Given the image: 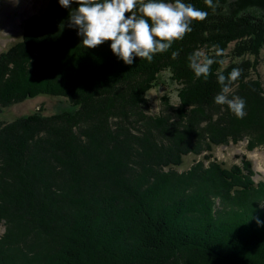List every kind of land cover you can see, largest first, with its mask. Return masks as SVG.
Masks as SVG:
<instances>
[{
	"label": "trees",
	"instance_id": "trees-1",
	"mask_svg": "<svg viewBox=\"0 0 264 264\" xmlns=\"http://www.w3.org/2000/svg\"><path fill=\"white\" fill-rule=\"evenodd\" d=\"M184 2L207 18L193 21V31L152 62L136 57L125 64L110 41L85 48L78 30L68 27L70 9L58 0H49L43 14L27 21L22 40L2 52V107L41 94L74 107L0 120V225L6 228L0 264H264V178L257 181L251 159L226 165L214 152L242 135L249 149L264 144L256 72L264 0H213L215 12L205 0ZM46 26L71 30L74 46L63 51L38 42ZM30 28L37 33L31 38ZM214 44L224 50L221 57ZM196 50L223 60L211 66L207 80L188 67L187 56ZM173 51L180 52L176 59ZM35 61L53 72L31 71ZM236 67L243 72L229 97L246 100L243 119L227 105L214 108L221 91L217 72ZM166 72L179 103L165 94L154 114L145 97L166 82ZM191 153L203 155L181 169ZM131 215L132 225L125 219Z\"/></svg>",
	"mask_w": 264,
	"mask_h": 264
},
{
	"label": "clouds",
	"instance_id": "clouds-1",
	"mask_svg": "<svg viewBox=\"0 0 264 264\" xmlns=\"http://www.w3.org/2000/svg\"><path fill=\"white\" fill-rule=\"evenodd\" d=\"M18 2V0H17ZM60 6L70 9L68 27L77 29L85 48L94 49L110 41L112 52L125 64L131 65L136 57L152 62L154 55L167 52L175 41H180L193 31V21H203L208 12L184 0H58ZM78 5L72 7L73 4ZM216 11L218 4L205 0ZM215 57L224 50L212 45ZM179 51L171 53L172 59ZM188 67L197 79L207 80L214 63H223L196 50L187 56ZM241 68H232L225 75L217 72L221 91L214 97L218 105H227L238 119L246 115V100L239 96L229 97L231 85L242 75ZM146 99L148 96L146 95ZM257 223L261 221L257 218Z\"/></svg>",
	"mask_w": 264,
	"mask_h": 264
},
{
	"label": "rangeland",
	"instance_id": "rangeland-1",
	"mask_svg": "<svg viewBox=\"0 0 264 264\" xmlns=\"http://www.w3.org/2000/svg\"><path fill=\"white\" fill-rule=\"evenodd\" d=\"M28 3L30 4L33 3V9L28 11L27 14L23 15V11L26 9V5ZM48 3H49V0H18V2L17 0H0V55L2 54L3 51L8 50L14 44L22 40L23 33L25 30V25L27 21L29 19H32L34 15L43 14L44 10L47 9L46 7ZM74 6L76 5H73V7ZM47 26L40 29V37H39V34L37 36L38 42L40 41L41 38L43 42L47 41L48 44L49 42H51L50 40H52V43H50V46L52 47V49L60 48V50L61 49L63 50V48L65 47L72 48L71 46L72 45L74 46V43H72L71 41V39H74V36H73L74 34L71 30H68L67 33H63L60 30H57V32H52L50 31V27L47 28ZM48 30L49 32H47ZM28 33H29V37L31 38L33 35H35L36 32L34 33V31H32V29L30 28ZM75 46H78V45H75ZM45 49L46 48H43V50ZM45 54H46L45 51H43V53H41L39 57ZM228 61H230V58L227 59V62ZM38 63L39 61H37L36 64L31 65V71L37 68L38 73L42 71L44 72V70H45L44 73L53 72L50 68L49 70L45 68V66H42L44 69L42 70L39 69L40 67H38ZM256 72H259L258 74L261 78L262 87L259 92V97H260L261 95H264L263 94L264 93V47L260 53V64ZM251 73H254V70H252ZM0 80L3 81L2 77L0 78ZM163 80H165L166 82L165 83L162 82L158 84L157 86L153 87L148 92V98L151 104V112L154 114L160 112L161 107H162V102H163L161 98L165 94L170 95L173 103H176V104L179 103L177 84L174 83L170 79L168 72L164 74ZM255 97H258V94H255ZM62 100L63 99L59 98L58 96L41 94L35 97H29L26 99L23 98L20 102L13 103L6 107H2L0 105V120L5 121V122H14L15 120L19 118L24 119V116H29V114L33 115L36 111H40L44 114L50 115V114H54L64 109H72L74 107L70 102H65L66 105L63 106L61 103ZM214 105L216 106L214 108L220 107L219 105L217 106L216 103H214ZM48 125H49V128L54 127L55 130L58 129V127L53 124L52 125L48 124ZM49 128H47V130ZM43 134L47 135L45 131L42 132V135ZM242 137H245V138L238 143L230 142L228 145L216 146L214 149L215 155L220 160L224 161L226 165H232L234 163H241L242 160L245 157H247L251 159L254 163V168L257 172L255 175V178L257 180L263 179L264 178V144L254 149H249L247 146L248 141H249L247 138L248 136L242 135ZM54 148H55L54 146L51 147L52 150H54ZM202 155H195L193 153L186 155L184 165L181 167V169L188 168L196 161V159H199ZM78 160H79L78 157H74L75 162H77ZM70 163H72V161ZM106 172L107 171L104 168V171L102 172V174L104 173L103 176L107 174ZM78 176H82V175L78 174ZM43 197H42L43 200L44 199L47 200V198H45L44 195ZM90 199L92 198L90 197ZM93 201L94 200L91 201L90 206L92 207V209H95L96 206ZM134 216L131 215L129 217H125L126 221H129L128 223L130 225H132V223L130 222L133 221V218H135ZM5 230H6L5 226L0 225V234H3ZM99 255L100 256L98 257H100L102 260L104 258L105 260L107 259V256H102V254H99ZM71 261L72 260H70L67 264H73V261L72 262ZM129 263L130 262H127L126 264H129ZM82 264H84L83 261H82Z\"/></svg>",
	"mask_w": 264,
	"mask_h": 264
},
{
	"label": "bare ground",
	"instance_id": "bare-ground-1",
	"mask_svg": "<svg viewBox=\"0 0 264 264\" xmlns=\"http://www.w3.org/2000/svg\"><path fill=\"white\" fill-rule=\"evenodd\" d=\"M33 9V3H28L27 5H26V9L23 11V15H25V14H27L28 13V11H30V10H32ZM40 12V11H39ZM22 14V13H21ZM59 15V14H58ZM37 34V33H36ZM49 40V39H48ZM51 42H49V43H52V40H50ZM55 43V42H54ZM62 43V42H61ZM47 44H48V42H47ZM50 45V44H49ZM51 45H53V44H51ZM82 53V52H81ZM99 68V67H98ZM103 68V67H102ZM18 69V68H17ZM74 74V73H73ZM26 77V76H25ZM31 77V76H30ZM4 84V83H3ZM10 86V85H9ZM73 86V85H72ZM6 87V86H5ZM13 87V86H12ZM7 95V94H6ZM219 219V218H218ZM257 224V223H256ZM80 232V231H79ZM82 232V231H81ZM83 233H84V231H83ZM80 234V233H79ZM82 235H84V234H82Z\"/></svg>",
	"mask_w": 264,
	"mask_h": 264
}]
</instances>
